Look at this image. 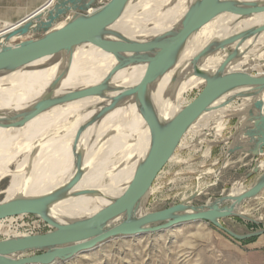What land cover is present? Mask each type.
<instances>
[{
    "label": "bare ground",
    "instance_id": "bare-ground-1",
    "mask_svg": "<svg viewBox=\"0 0 264 264\" xmlns=\"http://www.w3.org/2000/svg\"><path fill=\"white\" fill-rule=\"evenodd\" d=\"M222 1L243 10L264 8V0ZM200 2L130 0L121 18L109 29L123 40L148 43L184 25ZM22 21L4 23L0 35ZM28 39L31 37L15 38L8 45L15 46ZM122 63V59L97 46L83 44L70 54L45 57L0 76V181L11 179L8 188L0 193L7 195L0 203L50 199L46 216L68 224L94 215L123 195L148 154L151 133L135 96L117 100L140 83L148 64L122 66ZM257 67L264 68V11L245 16L223 13L195 32L179 51L175 65L153 81L149 104L159 123L168 124L187 103V94L205 86L207 78L239 73L264 76L250 73ZM105 81L106 90L102 94L58 103L24 125L15 126L43 101H60L69 93ZM233 98H242L245 103L237 106L235 100L230 101ZM257 100L264 101V92L255 94L252 87L231 90L188 133L208 117L220 129L225 119L239 113H243L240 121L246 122ZM110 138L114 140L108 143L106 153L100 155L101 166H94L90 158L96 147L102 139L107 142ZM24 153L27 157L21 166L16 171L9 170L12 162ZM62 171L65 174L58 176ZM244 192L238 190L229 195L238 197ZM73 195L78 196L71 198ZM148 195L134 210L132 220L148 214L145 209ZM236 212L247 213L242 205ZM126 219L121 217L119 221ZM7 230L8 227L0 226V233Z\"/></svg>",
    "mask_w": 264,
    "mask_h": 264
},
{
    "label": "water",
    "instance_id": "water-1",
    "mask_svg": "<svg viewBox=\"0 0 264 264\" xmlns=\"http://www.w3.org/2000/svg\"><path fill=\"white\" fill-rule=\"evenodd\" d=\"M130 0H52L25 18L14 29L0 35V73L13 72L45 57L70 54L83 44H91L122 59L123 65L147 63V71L140 83L125 91L135 96L136 104L151 133V146L146 158L136 171L130 185L119 198L94 215L68 224H60L46 216L50 199L14 200L0 203V221L12 217L33 215L40 217L52 230L43 235L11 237L0 241V264H61L92 251L118 237L159 233L194 222H207L238 241L264 235V228L247 234H237L225 227L221 220L240 216L236 208L252 200L264 190V173L254 185L238 197L226 195L204 206L188 207L179 204L136 220L131 215L145 199L159 175L175 155L191 126L224 94L242 87L254 88L255 94L264 92V76L228 74L209 77L197 97L182 109L170 123H159L149 104V88L153 81L173 67L177 55L187 40L217 16L226 13L249 15L264 11L243 10L222 0H201L188 21L180 28L148 43L130 42L110 31L122 16ZM61 24L62 27H58ZM108 35L116 38H107ZM31 39L15 46L8 43L15 38ZM129 54L131 57H124ZM105 79L111 78L115 72ZM104 84L69 93L59 100H46L39 104L21 123L24 125L45 110L61 102H69L100 95ZM248 141H242V138ZM231 154L238 153L258 160L264 158V101H255L248 113L245 130L236 135ZM252 158L247 162H251ZM261 171L256 164L254 172ZM231 203V205H227ZM126 217L124 221L119 218ZM248 221L256 222L251 219ZM117 222L113 224L111 222ZM111 223L110 225H108ZM257 223V222H256ZM155 225L153 227H147ZM108 226V227H107ZM40 252L39 254H37ZM21 256V257H15Z\"/></svg>",
    "mask_w": 264,
    "mask_h": 264
},
{
    "label": "rangeland",
    "instance_id": "rangeland-1",
    "mask_svg": "<svg viewBox=\"0 0 264 264\" xmlns=\"http://www.w3.org/2000/svg\"><path fill=\"white\" fill-rule=\"evenodd\" d=\"M50 1L0 0V26L6 22L19 23ZM10 73H0V76ZM250 73L264 75V68L257 67ZM203 88L201 86L187 94V103L183 109ZM242 98L230 101L235 100L236 105L241 106L245 103ZM242 115L243 113H239L225 119L221 129L216 127L218 125L213 118L208 117L194 132L185 135L181 145L186 146L178 147L173 160H170L149 192L145 202L147 213L165 210L181 203L196 207L208 205L235 191H246L258 181L264 173V158L256 162H247L249 159H240L238 162L240 154H231L236 135L245 130L246 122L240 121ZM205 123L208 125H204ZM113 140L110 138L107 142L103 139L100 141L90 158L94 166H101L103 161L100 155L106 153L108 143ZM26 157V153L19 155L9 170L16 171ZM80 163L79 160L76 165ZM257 163L261 169L259 174L254 172ZM62 172L58 176L65 174ZM10 181V178L0 181V193L8 188ZM77 196L73 195L71 198ZM6 197V194H0V202ZM242 208L247 211L242 217H229L221 220V223L240 235L263 228L264 191L258 197L243 203ZM247 219L256 220L257 223ZM0 226L9 228L8 232L0 233V241L17 236L43 235L52 230L40 217L33 215L9 218L0 221ZM252 242L253 239L235 240L213 224L194 222L159 233L114 238L61 264H257L255 251L251 249ZM257 253H262L264 259V249Z\"/></svg>",
    "mask_w": 264,
    "mask_h": 264
},
{
    "label": "crops",
    "instance_id": "crops-1",
    "mask_svg": "<svg viewBox=\"0 0 264 264\" xmlns=\"http://www.w3.org/2000/svg\"><path fill=\"white\" fill-rule=\"evenodd\" d=\"M34 11V10H33ZM33 11H31V12H33ZM30 12V13H31ZM30 13H28V14H30ZM27 14V15H28ZM26 15V16H27ZM25 16V17H26ZM242 141H248V139L247 138H242ZM237 144V142H235V145ZM240 157L238 158V162H240V159H243V160H248V159H251L252 158V161L251 162H256V159H254L253 157H251V156H247V157H245L244 155H239ZM254 221H256V220H254ZM257 222V221H256ZM263 228H264V226H263ZM260 229H262V228H259L258 230H260ZM258 230H256V231H258ZM251 249L253 250V251H255V254H254V256H255V258L257 259V264H264V263H262V259H263V255H262V253H257V251H260V250H262V249H264V235L263 236H260V237H257V238H253V242H252V245H251ZM264 260V259H263Z\"/></svg>",
    "mask_w": 264,
    "mask_h": 264
}]
</instances>
